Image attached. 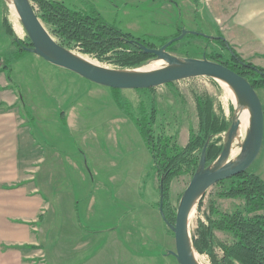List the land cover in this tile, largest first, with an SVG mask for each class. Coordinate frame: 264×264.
Wrapping results in <instances>:
<instances>
[{"label": "rangeland", "instance_id": "374dc122", "mask_svg": "<svg viewBox=\"0 0 264 264\" xmlns=\"http://www.w3.org/2000/svg\"><path fill=\"white\" fill-rule=\"evenodd\" d=\"M58 1L64 2L71 8L82 9L84 7L88 10L91 8L94 9L95 5L96 10H98L111 25H114L126 32H130L137 37L150 35L157 38H170L172 40L176 38L180 27H182L183 30L196 31L213 37V39L210 38V41H206L203 38L205 36L202 35L194 34V37H189L188 34L185 35L184 38L177 41L174 45V49L170 51L177 57L204 58L203 52L206 51L211 53L215 51L220 53L224 59H229L230 52L227 49H224L221 45L217 44L216 41H213L214 39L220 37L225 38L228 46L238 50L235 46V29L232 28V30H229L230 25L222 22L220 24V29L222 30L221 32H218L217 28L219 26L214 23H217L220 18H226L227 20L232 18L236 0H188L190 4L187 1L183 3L184 0ZM195 6L197 14L194 9ZM7 7L8 10L5 12L7 16V24L10 28H13L17 39L29 42L30 37L22 24V21L20 18L14 16L11 6L8 5ZM18 26L19 32L17 30ZM46 27L50 30V26L46 25ZM10 38L14 43L12 35H9L4 28L2 35L3 45L1 48L3 58H11L19 53L18 46L15 49L8 46L7 40ZM155 43L159 45V42L155 41ZM14 45H16V43ZM74 47L75 48H66L81 55L89 56L93 60L102 64L104 67L112 69H128L106 61H101L90 54L83 53L78 46ZM16 51L17 54H15ZM23 55L22 59L13 65V80L17 91L21 92L24 96V98L22 97L21 99L23 104H27L30 111L32 110L35 115H33V119L36 121L33 120L34 122L31 123L32 126L34 125V128L31 130L29 135L35 140L37 147L34 148L38 155L43 157L44 154L58 151L63 155L68 156L74 152V147H76L73 141L76 140L78 141V144L80 143V133H69L65 124L62 126L61 124L58 125L54 123L53 116L56 114L54 111H52L51 116L48 117L45 112L38 113L36 106L38 108H42L43 106L45 109L53 108L55 106L65 108L66 102L68 103L71 98H81V100H84V102L88 104L94 103L95 105H98L99 112L102 107L107 108L106 111L100 113L98 112L97 118H94V124L96 125H93V127L89 129L93 131L87 134L90 139L84 137L81 140V146L85 156H87L84 162V168L87 170H96L99 174L97 179L102 183H106L105 181L108 180V177L105 176V173H103L102 170L110 169L109 167H113L118 170H125L123 175H126V171L132 172L131 176L124 177L122 174L116 176L118 182L115 184L123 186L125 191L129 187H132L131 189H134V194L130 196L129 200H124L118 197L116 199L112 198V201L114 204L116 202L120 206H123L124 212H128L121 221V228H125L124 226L128 223L136 224V230L144 234L140 237L139 235H127L124 247L127 250H131L133 255H127L130 257L128 259L127 256H124L122 253H115L114 256H111L113 254L112 253L109 255L111 256L109 264H133L135 263L134 261L139 262L138 259L140 254H146V258H148V260L149 258L153 259L152 262H148L149 264H179L175 256L176 244L174 232L165 222L158 205V210L157 208L153 209L149 207H136L128 209L123 203L148 198L150 190L154 187L153 182L155 183L156 190L160 184L159 175L153 169L152 155L148 151L147 146L133 120L125 112L117 109L118 104L115 102L113 91L110 89L113 93V97L110 94H100L97 95V97L92 96V98H90L89 95H84L86 88H83V92L82 90L77 91L76 88V93L78 92L79 96L77 94H70L66 98L62 95L63 92H61L63 80L54 78L55 72L58 71L57 68L53 66L54 64L52 65V63L46 61L35 52H24ZM245 56L247 61L251 60V57L249 58L247 54ZM156 59L157 58L150 60L145 65L157 62V64L161 67L167 65L164 61ZM14 60L16 59L14 58ZM3 63L4 60L0 61L1 65ZM261 64L264 66V62ZM51 78H54L55 80H51ZM83 81L85 82L86 80ZM64 86L68 90H73L68 80H66ZM154 88L155 89L153 91L123 89L120 93L121 96L131 105L130 110L134 111V113L139 116L141 114V110L139 108L143 104H148L149 113H152L153 106H156L158 110L157 123L154 126L156 133L160 132L175 137L179 146H187L191 129H194L197 132L199 131V101H210L214 117L221 119L224 126L227 127L226 131L215 136V139L218 137L221 138V144L224 146L227 144L229 147L233 145L241 148L248 139L251 132V124L248 127L243 125L242 122L236 137H234V139H230L228 137V130L232 121L236 118L237 107L231 93L228 92L226 86L219 78L212 76H197ZM41 89L45 91L46 95L44 97H35V95L40 93L39 91ZM257 91L264 108V88L258 89ZM150 100H153L154 102L152 103L155 104L151 105ZM22 114L24 113L22 112ZM122 115L125 117V120L128 119L130 123L129 125L124 123ZM120 121L121 123L114 124L115 122ZM26 136L27 135H22L24 141V146L22 145V154L24 156L28 153V145L24 140ZM117 143H120V146ZM95 151L99 153V156L94 153ZM196 155H199V153L196 152ZM230 161L233 163L235 160L230 159L228 162ZM112 162H114V166H112ZM220 165L222 164L216 163L214 168H217ZM38 166L39 169L42 170L43 164L39 163ZM141 171L144 173L142 175H138L137 173ZM197 171L198 169L194 171V168L185 170L172 180L170 187V200L172 206L175 208L177 207L178 209L180 200L185 194L194 174H196ZM249 171L259 174L264 179V139L261 151L254 163L250 166ZM109 178L112 180L115 176H111ZM231 181L232 178L224 180V184L222 185L228 186ZM220 186L221 185L216 184L207 190L204 195V199L202 198V205H200V202L196 205L189 224L192 241L193 236L195 234L198 235L200 221L207 223V217L212 214L213 208L219 210V212L225 213H234L239 209H244L245 199L243 197H222L219 195V191L221 190ZM110 187L111 186L108 185V187L105 188L103 185L98 184V191L96 189L95 194L99 196V199H103L102 196L106 193L110 196ZM79 191H82V189H79ZM160 191L161 189L159 190L158 188V192ZM157 200L159 202V198ZM135 204V202L130 203V205ZM115 210L121 209L118 207ZM128 210H130V213ZM150 211H152V214L148 215L147 213ZM97 212L100 213L102 218H104L107 214L105 217L106 220L102 219V221L99 222L94 220L95 223H91V227L97 228L98 226H101V224H103V226L105 225V227H119V213L117 214L113 209H101V207L97 209ZM108 212H111V214ZM140 218L141 224L138 225ZM142 222H144V224H142ZM133 227L134 225L130 226V228ZM215 235L217 242H231L234 239L232 234L223 230H215ZM33 253H36L37 255L41 254L40 257H44V253H41L40 249H35ZM197 253L200 255L199 259L203 264H213L210 255L207 253ZM215 253L219 257L223 254V250L217 244L215 247Z\"/></svg>", "mask_w": 264, "mask_h": 264}, {"label": "crops", "instance_id": "0c3cea01", "mask_svg": "<svg viewBox=\"0 0 264 264\" xmlns=\"http://www.w3.org/2000/svg\"><path fill=\"white\" fill-rule=\"evenodd\" d=\"M185 1L189 3L188 0H184L183 3ZM6 4L5 0H0V61L10 59L14 71V63L22 58H15V55L11 58H3L1 51L4 28L7 31L5 12L8 10V4ZM222 22L230 25L229 30L235 29V46L240 56L247 60L245 56L247 54L254 65L264 68L261 64L264 62V0H236L232 18L218 19L219 28ZM7 41L8 46L16 48L11 38ZM53 66L58 70L54 78L63 80L61 92L64 97L67 98L70 94L79 96L76 88L77 91L82 90V92L83 88H86L84 95H89L90 98L100 94H110L113 97L109 87L107 89L106 86L95 84L72 71ZM54 78L51 80H55ZM66 80L73 90H68L64 86ZM13 85L6 71H0V104L4 105V108L0 109V264H109L110 257L115 253H122L124 256L133 255L131 250L124 247L125 238L127 235L140 237L144 234L136 230V224L128 223L125 228H121V221L128 212H124L123 206L112 201V198L118 197L129 200L134 194L132 187L125 191L123 186L115 184L118 182L116 176L123 175L125 170L113 167L102 170L108 177L106 183H102L97 179L99 174L96 170L84 168L87 156L84 154L81 140L84 137L90 139L87 134L93 131L89 129L96 125L94 118H97L99 106L94 103L88 104L81 98H71L68 103L66 102L65 108L55 106L45 109L43 106L42 108L36 106L38 113L45 112L48 117L54 111L56 113L53 116L54 123L62 126L65 124L69 133H80V143L73 141L76 145L73 153L65 156L55 151L42 157L37 154L34 148L37 147L35 140L29 135L34 128L31 123L36 121L33 119L35 115L27 104H23L21 99L24 96ZM39 92L35 97L46 95L42 89ZM117 109L120 111L118 106ZM106 110V107H102L100 112ZM122 117L124 123L129 125L128 119L125 120L123 115ZM22 135H27L24 139L28 145L26 156L22 154V145L24 146ZM117 144L120 146V143ZM94 153L99 156L98 152ZM39 163L43 164L42 170L39 169ZM114 165L112 162V166ZM153 169L156 171L154 161ZM143 173L141 171L137 174ZM131 175V171H126V175L123 176ZM111 176L115 178L111 180L109 178ZM98 184L105 188L111 186L110 196L106 193L103 194V199H99L95 194L96 189L98 191ZM153 185L148 198L123 202L124 205L128 209L136 207L156 209L157 199L159 198L160 201V192H158L160 185L157 190L154 182ZM131 202L136 204L130 205ZM99 207L113 209L114 212L119 213V227H105L103 224L97 228L91 227V223L95 221L106 220L107 214L102 218L97 212ZM118 207L121 210H115ZM128 211L130 213V210ZM147 214H152V211ZM140 224L141 218L138 221V225ZM131 225L134 227L130 228ZM35 249H40L44 257L33 253ZM138 261H134L133 264H149L148 262H152L153 259L148 260L146 254H140Z\"/></svg>", "mask_w": 264, "mask_h": 264}, {"label": "trees", "instance_id": "16d2710c", "mask_svg": "<svg viewBox=\"0 0 264 264\" xmlns=\"http://www.w3.org/2000/svg\"><path fill=\"white\" fill-rule=\"evenodd\" d=\"M40 19L50 26V32L59 42L68 48L78 46L83 53L90 54L101 61H106L123 68H138L156 58L153 53H147L142 48L158 49L169 42L170 38H157L154 36L137 37L111 25L102 14L94 9L71 8L58 0H32ZM197 1V0H196ZM196 11V9H195ZM197 14V11H196ZM7 31L12 35L14 44L19 48L15 58H22L24 52H29L25 46L33 47L31 40L24 42L17 39L13 30L7 24ZM216 25L217 23L214 22ZM183 28H179L177 36L181 35ZM217 31L221 32L218 27ZM189 37L194 34L189 33ZM196 35V34H195ZM176 36V37H177ZM210 41V37H203ZM156 42H159L157 45ZM217 44L230 52V58L224 59L218 52H203L208 59L222 63L237 73L246 77L255 89L264 88V68L245 60L223 38H216ZM174 42L168 51L174 49ZM228 47H227V46ZM0 71H6L9 81L14 84L12 77L11 60L6 59L0 66ZM172 84V83H170ZM14 86V85H13ZM16 87V86H15ZM114 93L115 102L120 110L125 112L137 126L155 163L159 175L160 201L163 203L167 219L175 223L177 207L172 206L170 200V187L172 180L185 170L199 169L202 152L206 149V168L209 167L224 150L221 138L215 136L226 131L227 127L221 119L214 117L210 101L200 102L199 131L191 129L187 146L178 145L175 137L156 133L157 107L153 106L152 113L148 112V104L139 109L140 116L130 110L131 105L121 96V89L110 88ZM155 88L138 89L140 91H153ZM150 98V97H149ZM151 105L155 103L153 100ZM4 108L0 104V109ZM212 137V138H210ZM214 137V138H213ZM199 150V151H198ZM196 152L199 155H196ZM221 185L219 195L226 198L245 199V207L234 213L219 212L213 208L212 214L207 217V223L200 221L198 235L193 236L197 251L211 256L213 264H264V179L257 173L247 170L233 177L228 186ZM204 199V197H203ZM203 199L200 201L202 205ZM216 217H215V216ZM215 230H223L233 235L231 242H217ZM216 244L221 247L223 254L219 257L215 253Z\"/></svg>", "mask_w": 264, "mask_h": 264}, {"label": "water", "instance_id": "95a60500", "mask_svg": "<svg viewBox=\"0 0 264 264\" xmlns=\"http://www.w3.org/2000/svg\"><path fill=\"white\" fill-rule=\"evenodd\" d=\"M5 1L11 6L9 0ZM14 1L19 18L33 44V47L25 46V48L30 52H35L46 61L75 72L95 84L121 90H138L154 88L191 77L212 76L230 83L239 93L246 97L252 113L251 132L248 139L241 147L242 152L238 159L233 163V160L230 161L231 163H225L231 153V146L229 147L225 144L224 150L217 159L206 168V145L202 152L199 169L197 173L194 174L185 194L180 200L175 223L167 219L163 203H161L159 207L165 222L174 232L176 244L175 256L179 264H196L191 253V233L188 224L192 205L195 201H197L198 204L207 190L214 185L249 170L261 151L264 139V108L257 89H255L251 82L240 73H237L222 63L210 60L206 56H204V58H182L168 51V47L171 44L181 40L189 33L213 39L212 36L205 35L204 33L183 30L180 36L170 40L159 49H150L142 46L145 52L153 53L157 58L156 60H162L167 64L161 69L151 72H136L150 63L144 65V67L138 68L119 70L108 69L85 62L74 56L69 49L63 46L59 40L52 35L44 22L40 19L32 0ZM223 39L225 38L223 37ZM240 125L241 121L236 117L228 130V137L230 139L236 137ZM216 163H221L222 165L214 168ZM192 244L193 247H195L193 241Z\"/></svg>", "mask_w": 264, "mask_h": 264}, {"label": "bare ground", "instance_id": "6f19581e", "mask_svg": "<svg viewBox=\"0 0 264 264\" xmlns=\"http://www.w3.org/2000/svg\"><path fill=\"white\" fill-rule=\"evenodd\" d=\"M9 1H10L11 6H12V12H13L14 16L19 18V14H18V12L16 10V7H15V1L14 0H9ZM17 30L19 32V26L17 27ZM69 51L74 56H76L77 58H79V59H81V60H83L85 62H89V63L95 64V65H97L99 67L107 68V67H104L99 62L93 60L89 56L81 55V54H79V53H77L75 51H71V50H69ZM157 63L148 64L147 67L145 66L146 68L139 69V71H136V72H141V73L142 72H151V71H155V70L161 69L162 67L160 65H158ZM108 69H112V68H108ZM221 81L226 86V89L228 90V92L231 93V95H232V97H233V99H234V101L236 103V107H237L236 117L240 119V121L243 123V125L249 127L250 124H251L252 113H251V108H250L249 102L247 101L246 97H244L241 93H239L230 83H228V82H226L225 80H222V79H221ZM241 152H242V148H238V147H235V146L232 145L231 146L230 156L228 157V159L226 160L225 163H227L230 159H234V160L238 159V157H239ZM196 205H197V201H195V203L192 205V207L190 209L188 224H190V220H191V218L193 216V213L195 211ZM190 247H191L192 257H193L194 261L196 262V264H203L201 262V260L199 259L200 255L196 252V250L193 247L191 239H190Z\"/></svg>", "mask_w": 264, "mask_h": 264}]
</instances>
